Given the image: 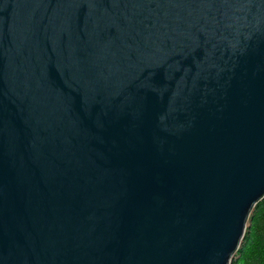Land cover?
I'll use <instances>...</instances> for the list:
<instances>
[{
    "label": "water",
    "instance_id": "1",
    "mask_svg": "<svg viewBox=\"0 0 264 264\" xmlns=\"http://www.w3.org/2000/svg\"><path fill=\"white\" fill-rule=\"evenodd\" d=\"M264 198V0H0V264H231Z\"/></svg>",
    "mask_w": 264,
    "mask_h": 264
},
{
    "label": "trees",
    "instance_id": "2",
    "mask_svg": "<svg viewBox=\"0 0 264 264\" xmlns=\"http://www.w3.org/2000/svg\"><path fill=\"white\" fill-rule=\"evenodd\" d=\"M231 264H264V198L255 206Z\"/></svg>",
    "mask_w": 264,
    "mask_h": 264
},
{
    "label": "rangeland",
    "instance_id": "3",
    "mask_svg": "<svg viewBox=\"0 0 264 264\" xmlns=\"http://www.w3.org/2000/svg\"><path fill=\"white\" fill-rule=\"evenodd\" d=\"M235 256H237V253L234 255V257H235ZM234 257H233V258H234Z\"/></svg>",
    "mask_w": 264,
    "mask_h": 264
}]
</instances>
